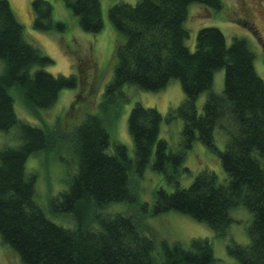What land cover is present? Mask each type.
I'll return each instance as SVG.
<instances>
[{"label":"trees","instance_id":"trees-1","mask_svg":"<svg viewBox=\"0 0 264 264\" xmlns=\"http://www.w3.org/2000/svg\"><path fill=\"white\" fill-rule=\"evenodd\" d=\"M64 2L78 16L83 31L101 30L99 0ZM191 3L213 9L222 6L221 0H136L109 8L117 31V63L105 94L113 96L131 85L156 91L173 78L180 81L184 100L171 116L182 119L181 134L187 147L198 139L216 150L214 130L224 132V149L218 155L228 178L220 181L214 171L203 170L187 187L172 192L160 189L152 215L177 211L224 236L234 221L230 208L243 205L252 214L249 242L231 240L227 251L240 264H264V81L244 39L235 38L227 45L218 28L204 27L197 33L193 51L185 45L188 31L183 24ZM31 8L34 27L49 29L53 24L51 3L32 0ZM49 63V57L24 38L9 2L0 0V131L15 128L20 140L0 148L2 242L18 254L21 264H212L215 259L209 239L163 241L157 249L154 238L133 216L111 208V203L135 199L129 187L133 162L142 169L154 153V170L188 171L183 167L184 153L168 151L166 142L158 138L162 118L155 108L136 104L130 111L134 159L128 157L123 144L111 149L102 117L86 115L75 128L71 145L75 173L58 202L61 211L71 213L74 225L63 227L47 218L34 199L36 175L27 174L25 165L31 155L53 147V131L45 123L36 126L20 119L14 96L29 113H38L52 107L63 88L76 85L73 75L54 76L44 70ZM219 68L225 69L224 87L215 92L211 90L213 74ZM203 91L209 92L198 113L195 101Z\"/></svg>","mask_w":264,"mask_h":264},{"label":"rangeland","instance_id":"rangeland-1","mask_svg":"<svg viewBox=\"0 0 264 264\" xmlns=\"http://www.w3.org/2000/svg\"><path fill=\"white\" fill-rule=\"evenodd\" d=\"M7 1L23 27L26 41L51 60L43 69L54 76L76 77L74 87L63 88L54 105L49 109H39L38 113H29L13 95L14 109L20 119L36 126L44 127L45 123L53 131V147L31 155L25 165L29 172L27 174L36 175L34 199L43 208L47 218L63 227L74 225L71 213L61 211L58 202L61 193L69 189L76 169L71 146L75 128L84 121L87 114L102 117L108 128L111 149L115 144H123L128 157L134 159V142L129 132L128 118L131 109L140 104L145 108H155L160 113L162 119L158 138L166 142L168 151L184 153L183 167L188 171L162 173L154 170L151 166L154 153L142 169L133 162L129 172V187L135 199L131 202L111 203L112 210L133 216L144 227V231L154 238L157 249H161L163 241L168 244L176 241L188 243L192 238H207L211 242L215 259L212 264H240L228 253L227 244L231 240L239 244L249 242L247 229L252 214L245 206L230 208L229 213L234 221L224 236H218L206 223L177 211L152 215L155 195L160 189L172 192L178 187H187L203 170L214 171L220 181L228 178L218 155V151L224 149L226 135L220 128L214 130L216 150H211L198 139H194L191 146L187 147L181 134L182 119L171 116L172 111L184 100L178 79H171L164 88L156 91L131 85L122 87L121 92L113 96L105 94L114 77L117 63L114 50L118 39L108 10L117 3L134 4L136 0H99L103 26L95 33L81 29L78 16L64 0H47L52 5L53 23L47 30L34 27L32 0ZM221 1L219 9L199 3H191L187 7V17L183 24L188 31L185 45L193 51L197 33L204 27L218 28L225 36L227 45L235 38L244 39L254 54L255 70L264 81V0ZM224 76V68L214 72L211 90H223ZM208 92L203 91L195 101L198 113L203 110ZM19 141L15 128L0 131V148L16 145ZM101 212L107 213L105 210ZM93 226L97 227L98 224L93 223ZM0 264H21L18 254L3 243L1 237Z\"/></svg>","mask_w":264,"mask_h":264}]
</instances>
